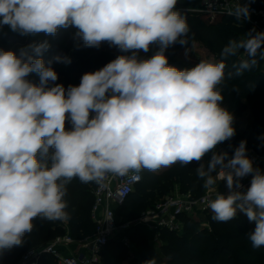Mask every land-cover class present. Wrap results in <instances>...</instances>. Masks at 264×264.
<instances>
[{"label":"clouds","instance_id":"clouds-1","mask_svg":"<svg viewBox=\"0 0 264 264\" xmlns=\"http://www.w3.org/2000/svg\"><path fill=\"white\" fill-rule=\"evenodd\" d=\"M177 2L0 0V28L55 36L72 27L75 48L107 43L121 53L84 73L78 85L65 86L53 65H69L71 57L57 53L45 61L48 40L18 53L0 49V254L23 246L35 219H69L65 197L74 178L101 183L109 173L192 162L205 188L226 182L227 193L218 191L207 203L212 219L229 223L245 215L255 224L247 234L252 247H264V170L254 166L244 140L231 155L217 151L236 134L218 87L225 64H169L166 50L186 44L189 32ZM229 15L249 18V4H237ZM249 37L230 40L222 56L244 47L254 57L264 47V32L249 31ZM154 44L158 51L142 58ZM255 63L243 61L237 74Z\"/></svg>","mask_w":264,"mask_h":264},{"label":"trees","instance_id":"trees-1","mask_svg":"<svg viewBox=\"0 0 264 264\" xmlns=\"http://www.w3.org/2000/svg\"><path fill=\"white\" fill-rule=\"evenodd\" d=\"M194 1L178 0L176 9L190 8L189 5ZM249 1L258 8H264V0ZM181 14L186 17L189 25V32L185 37L187 43L184 45L177 43L166 50L169 62L176 66L173 62L176 53L195 41L202 43L214 53L225 64L224 79L218 86L224 97V106L236 117L241 116L249 106L253 117L252 122L242 133L235 134L230 140L221 144L232 152L244 140L247 142V150L253 148L255 152H261L264 143V74L259 72L258 63L264 54V47L258 49L254 57L249 56V60H244L251 62L254 59L255 65L237 74V69L240 68L243 60L239 59L236 53L222 56V52L229 43L227 36L249 35L247 24L230 16H217L216 20H210L204 19V15L200 13L189 10ZM211 26L218 31H213ZM74 32L75 29L70 27L60 29L55 36H46L43 33L22 36L5 26L0 28V49L18 53L30 43L48 40L50 48L44 53L45 61L57 53L69 55L72 61L69 65H53L59 74L57 82L65 86L78 85L84 73L98 70L121 53L107 43L102 44L99 49L83 47L77 49L72 38ZM30 78L34 81L38 79L35 76ZM208 158V156L204 157L205 165ZM197 165L198 162H192L183 167L176 163L166 167L161 174H157L156 170L143 169L140 171L141 181L136 184L127 199L116 208L115 219L123 222L138 220L147 210L152 193L158 190L160 196L164 197L172 189L175 181L184 186L191 197H200L204 194L205 187L204 181L197 176ZM94 184L95 182L81 183L78 178H74L67 185L65 197L69 219L65 223L59 220L35 219L34 229L25 237L26 242L23 246L14 247L0 254V264H14L21 251L24 250V254L27 250L45 245L54 237L63 235L67 229L74 239L91 237L95 231V224L90 216ZM249 185L250 183L246 184L245 189ZM225 188L224 181L219 184L218 190L223 192ZM212 215L211 211L208 212L211 229H196L195 221L185 215L179 218L186 225L185 229L188 232L178 235L166 227L160 229L159 236L168 241L159 251L147 243L144 232H141V226L130 228L125 235L136 241V247L140 248L139 255L142 258L144 256L142 264H153V261L155 264H264V247L253 248L247 236L254 230L255 224H251L243 214H238L237 218L229 223L216 222L212 219ZM128 252L129 247L121 239L111 238L101 251L102 264H122V261L128 258ZM22 255L15 264H20ZM38 264H55V260L51 255L42 253Z\"/></svg>","mask_w":264,"mask_h":264},{"label":"built area","instance_id":"built-area-1","mask_svg":"<svg viewBox=\"0 0 264 264\" xmlns=\"http://www.w3.org/2000/svg\"><path fill=\"white\" fill-rule=\"evenodd\" d=\"M248 3L250 17L242 19L248 26V31L264 32V8H258L249 0H201L200 5L194 9L179 8L180 12L189 10L202 15L234 17L229 12L237 4ZM158 51V45H152L148 53L141 52L142 58L151 57ZM247 155L253 160L254 166L264 170V155L256 153L253 149L247 150ZM141 172L130 171L126 175L107 174L101 183L94 184L92 188L93 202L90 216L95 224V231L91 237L74 239L68 229L63 235L54 237L50 242L40 247L27 250L21 257L20 264H38L42 253L51 255L55 264H102L101 251L111 238H119L126 245L125 233L132 227L142 226L147 217H151L150 223H145L153 229L161 227L175 229L178 227L179 217L192 211L196 206L199 211L207 212V203L212 196L204 193L200 197L193 198L190 193H170L158 203L154 210L144 212L136 221H118L115 219V211L134 190L136 184L141 181ZM251 181V176L243 178L245 186ZM219 184L224 181H218Z\"/></svg>","mask_w":264,"mask_h":264},{"label":"rangeland","instance_id":"rangeland-1","mask_svg":"<svg viewBox=\"0 0 264 264\" xmlns=\"http://www.w3.org/2000/svg\"><path fill=\"white\" fill-rule=\"evenodd\" d=\"M196 1V2H195ZM194 3H192L190 6V8L188 9H194L196 7H198L200 5L201 0H195ZM217 16H207L204 15V19H210V20H216ZM210 25V24H209ZM211 29L213 31H218L216 29H214L213 26H211ZM229 41L230 40H237V41H246L247 39H249V35H233V36H227ZM22 38V36L20 37ZM236 54L238 55L239 59L241 60H249V54L248 52L245 50L244 47H241ZM200 60H208L214 63H221V61L216 57V55L212 52H210L202 43L195 41L189 45H187L186 47L180 49L174 59L173 62L175 63V65L180 68V69H185V68H191L194 67L197 63H199ZM169 64L172 65V63L169 62ZM54 65H58V64H54ZM258 67H259V72L264 74V54L262 55V57L260 58V61L258 63ZM264 79V78H263ZM233 114V113H232ZM234 127L236 129V134L237 133H242L247 127L248 125L252 122V115H251V111L249 106H247V108L244 110V112L242 113L241 116L236 117L234 114ZM261 152L256 151V153L260 154V155H264V143L261 146ZM253 149V148H251ZM217 151H227L229 153V155H231L233 153V151L231 152L230 149H228L226 146H224L223 144H220L217 148ZM199 166V164L196 166V168ZM166 169V167H162L158 170H156L155 172L157 174H161L164 170ZM216 173L213 175L215 176ZM219 182L217 181V183L215 185H212L209 188H205L204 193H207L208 195L212 196V199H215L216 193L219 191ZM228 189L227 187L225 188V190L221 193H227ZM180 193V194H185L188 193V191L186 190V188L184 186H182L181 184H179L178 182H174L173 183V187L172 189L163 197L160 196V192L158 190H155L152 193V196L150 197V202H149V206L147 208L146 211L150 210H154V208L158 205L159 202L163 201L165 199V197L170 194V193ZM122 210L119 211V213H121ZM145 211V212H146ZM210 209L206 212H200L199 211V207L196 206L192 211H189L187 214H185V216L190 217V219H192L193 221H195L196 225V229H200V228H206V229H211L210 225H209V220H208V212L210 213ZM118 221H120V219H117ZM151 217H147L142 223V228H140L141 232H144V235L146 237V241L149 245H151L152 247L155 248V250H160L161 246L165 245L167 243L168 240L165 239H161V237L159 236V232L160 229H162L163 227H161L159 230L153 229L152 227L147 226V224L145 223H150ZM65 223V222H64ZM178 223V227H176L175 229H171L172 231L176 232L178 235H181L182 233L188 232L185 229V226L182 219L179 218V222ZM254 224V223H251ZM139 234V233H138ZM127 236V235H126ZM134 239V238H133ZM126 245L129 247V252H128V258L124 261H122V264H142L144 263V256L143 258L141 257V255H139L138 251L140 250L139 247H136V241H132V237H128L126 239ZM24 250L21 251L18 255H17V259L16 262L18 260V258L23 254ZM14 262V264L16 263ZM102 262V259H101Z\"/></svg>","mask_w":264,"mask_h":264},{"label":"crops","instance_id":"crops-1","mask_svg":"<svg viewBox=\"0 0 264 264\" xmlns=\"http://www.w3.org/2000/svg\"><path fill=\"white\" fill-rule=\"evenodd\" d=\"M64 222H66V220Z\"/></svg>","mask_w":264,"mask_h":264}]
</instances>
